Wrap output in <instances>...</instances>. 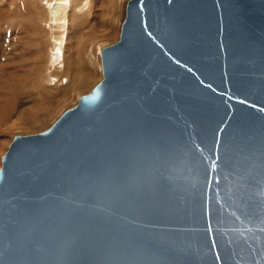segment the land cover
<instances>
[{
    "label": "water",
    "instance_id": "1",
    "mask_svg": "<svg viewBox=\"0 0 264 264\" xmlns=\"http://www.w3.org/2000/svg\"><path fill=\"white\" fill-rule=\"evenodd\" d=\"M100 61L1 157L0 264H264V0H129Z\"/></svg>",
    "mask_w": 264,
    "mask_h": 264
},
{
    "label": "bare ground",
    "instance_id": "2",
    "mask_svg": "<svg viewBox=\"0 0 264 264\" xmlns=\"http://www.w3.org/2000/svg\"><path fill=\"white\" fill-rule=\"evenodd\" d=\"M11 2L0 0V111H7L5 120L34 118L42 104L54 102L58 85L85 79L79 74L93 65L96 39L108 26L107 15L122 0H31L29 20L18 32L5 36L2 26L10 23L5 19L16 15ZM104 38L113 41L117 35L109 32ZM37 73H45L44 80L36 81Z\"/></svg>",
    "mask_w": 264,
    "mask_h": 264
},
{
    "label": "rangeland",
    "instance_id": "3",
    "mask_svg": "<svg viewBox=\"0 0 264 264\" xmlns=\"http://www.w3.org/2000/svg\"><path fill=\"white\" fill-rule=\"evenodd\" d=\"M128 1L122 0L121 6L115 12L107 15L108 26L98 35L91 52L93 65L90 67V70L82 71L79 74V76L85 78L84 80L79 83L70 82L65 87L58 85L57 93L52 96L54 102L42 104L43 110L34 111V118L30 115H24L18 116L17 119L11 117L10 120H5L4 115H6L7 111H0V159L7 151L8 145L11 143L13 137L18 135H33L46 130L64 111L73 107L82 95L89 93L101 81L100 52L104 47L110 46L118 41L120 27L125 16V7ZM30 2L31 0H12L11 4L15 9L16 15L5 19V21H10V23L2 26L1 30L5 36L18 32L22 25L29 20L27 14L29 12ZM109 32H113L117 35V38L113 41L105 39V35ZM1 49L2 47H0ZM82 60L80 58V61ZM37 76L36 81L44 80L46 74L37 73ZM2 121L6 122L2 123Z\"/></svg>",
    "mask_w": 264,
    "mask_h": 264
}]
</instances>
